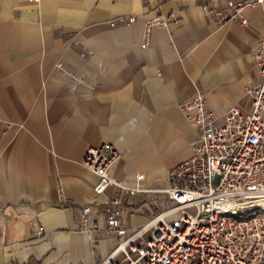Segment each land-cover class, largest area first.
<instances>
[{
	"label": "crops",
	"instance_id": "crops-1",
	"mask_svg": "<svg viewBox=\"0 0 264 264\" xmlns=\"http://www.w3.org/2000/svg\"><path fill=\"white\" fill-rule=\"evenodd\" d=\"M223 2L0 0V264H95L114 244L94 252L75 229L96 181L80 164L87 147L109 142L115 179L162 188L197 138L179 107L193 91L216 116L248 110L262 8L241 10L246 25L216 24L206 8ZM169 13L141 48L145 21ZM106 192L127 227L157 211L158 193Z\"/></svg>",
	"mask_w": 264,
	"mask_h": 264
},
{
	"label": "built area",
	"instance_id": "built-area-1",
	"mask_svg": "<svg viewBox=\"0 0 264 264\" xmlns=\"http://www.w3.org/2000/svg\"><path fill=\"white\" fill-rule=\"evenodd\" d=\"M36 2L38 0H27ZM207 1V0H203ZM221 10L207 9L216 24L246 25L240 12L262 8L258 38L251 53L257 81L244 87L249 108L231 107L214 115L198 91L179 104L196 128L188 157L167 170L162 188L122 183L110 173L118 153L109 142L87 147L80 164L96 178L91 200L76 207L75 229L90 250L97 241L115 242L95 264H264V0H224ZM173 19L171 13L146 20L140 47L148 45L150 28ZM132 16L107 20L128 24ZM79 81V78H74ZM126 196L160 194L157 211L139 227L121 220Z\"/></svg>",
	"mask_w": 264,
	"mask_h": 264
}]
</instances>
